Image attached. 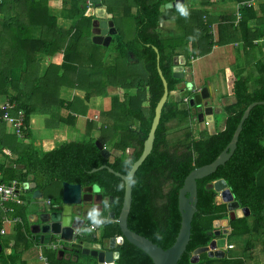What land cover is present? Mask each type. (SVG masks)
Masks as SVG:
<instances>
[{
	"label": "trees",
	"instance_id": "trees-1",
	"mask_svg": "<svg viewBox=\"0 0 264 264\" xmlns=\"http://www.w3.org/2000/svg\"><path fill=\"white\" fill-rule=\"evenodd\" d=\"M27 1H29L31 7L37 8L39 6L37 3L30 2V0ZM114 1H111V4H114L109 6L111 8H108L109 13L112 14L111 21L115 29V34L111 37L109 46L115 54L116 60L125 63L123 60L126 54L130 53L141 64L145 73V78L141 80L142 84L140 86L142 93L136 94L133 98L125 95L121 103L118 102L117 96L110 97L113 117H109L107 114L99 115V117L102 116L105 120H108L109 124L104 123L101 125L96 137H89L91 128L86 122L83 138L74 140L72 135H67L66 142L46 152L39 153L32 148L30 145L31 140L26 135L27 130L23 131L20 136L15 135L11 130L13 136L21 138L22 144L19 147L20 150L15 152L17 157L12 162V172L10 171L11 176L8 177V181L16 180L22 184L34 183V189L39 192H42L54 182H66L81 186L94 184L99 187L102 197L106 199L108 211L113 213V218L104 223L100 236L94 239L97 242L119 236L116 217L122 202L123 182L105 169L95 172H90V170L106 166L115 173L126 175L131 164L140 155L142 143L146 138L153 116L154 106L162 94L161 81L156 71V54L153 48L157 50V67L166 83L168 94L181 82V80L172 78L171 63L174 55L178 54L175 51L176 47L182 49L184 55H186L184 44L186 39L193 42L191 56L194 57L208 53L212 45H224L236 39L242 42L244 49L247 47L250 49L255 38L246 24L247 20L253 17L250 8L245 10V14L242 15L236 28H232L231 24L219 27V34L214 43L208 32L211 20L208 17L203 20L205 13L203 11H185L180 16L184 37L170 42L161 40L158 30V23L161 18L159 10L163 7L164 1L135 0L134 15L129 16V10L123 8L119 18L114 13V7L120 5ZM199 1L205 7L212 3L211 0ZM231 1L239 3L244 0ZM74 3L75 0L73 4L70 3V7H75L76 4ZM261 9L264 10V8ZM75 15L80 16L73 32L70 34L59 32V37L54 35L53 38L49 37L43 40L33 39L32 44L35 49L32 51V55L36 52L52 55L61 49V67L66 71L74 64V62H71L72 57L69 53L75 48V40L78 42V40L84 38L87 40L89 50L98 48V46L89 42V27L92 16L83 15L80 11L75 12ZM50 19L51 27L54 29L55 18L51 16ZM127 19L133 25L131 38L130 36L125 38L126 31H120L117 28V22L123 23ZM91 56L89 51L86 57L88 63H90ZM74 69L77 70L76 67ZM109 70L113 75H116L118 73L117 64L113 63ZM109 70L107 66H104L102 70H99V73L103 76L107 72L110 73ZM258 71L260 72L255 76L250 74L245 77L236 75L229 79V92L234 103L222 108L225 115L223 129L213 135H208L203 130L192 139L188 135L189 133L186 132L180 139L177 138L170 144L167 137L169 131L167 124L172 121L180 123L186 120L188 112L181 109L177 102L165 101L154 131L151 151L136 169L131 179V201L126 219V226L130 231L146 238L163 250L172 244L179 227L177 192L183 179L194 168L212 162L225 148L243 110L249 104L264 102V62L260 61L258 64ZM58 80L63 81L62 78ZM71 85L77 90L82 88L83 100L88 101L92 97V91L95 88V81L90 79V68L82 76H75L71 81ZM10 86L11 81L3 76L0 79V93L6 95V89ZM99 95L106 96L105 94ZM144 101L147 103L146 113L141 106ZM8 102H15L19 108H22L16 96H8ZM69 105L67 107L71 113H73V108L76 106L86 109L83 101L79 99H75ZM22 110L24 111V123L27 127L29 112L25 108H22ZM75 112L77 114V111ZM78 113H82L80 115L84 116L85 110L82 109ZM1 114L0 111V117ZM120 119L130 120V122L122 126ZM58 120L61 122L67 120L71 123L70 118H59ZM131 123L135 124L132 125ZM95 141L98 142L100 148L97 147ZM51 143H56V141ZM51 143L45 145L44 142H39L38 146L40 149L45 146H47L45 148H48L50 146L48 144ZM126 149H130V151L126 153ZM101 150L119 154L112 155V161L109 163L108 159L101 155ZM0 179L3 182L2 178ZM219 179L225 182L233 200L238 203L239 207L247 208L249 212L247 217L228 222L230 236H251L259 233L264 237V104L256 105L250 109L247 118L241 125L235 149L229 159L223 165L218 166L212 174L195 182L196 211L190 222V235L185 251L176 264H191L189 258L192 251L206 246L211 240L212 237L207 236V232L212 230V222L225 217V205L222 203L214 204V192L204 189L205 184ZM25 193L28 197L31 194L29 190H26ZM109 198H111V202H109ZM21 210L23 211V209ZM15 215L20 217L21 212H16ZM16 232V237L21 235L19 231ZM246 245L248 246V244ZM113 251L118 254L114 264H152L143 252L125 240ZM261 251H264V242L261 243ZM16 258L13 249L6 257H3L0 253V264H13ZM74 258H76L74 262L78 264H96L94 258L80 253H76ZM64 261L67 260L58 259V261L50 262V264L69 263ZM193 264H242V261L238 259L208 258L205 253H202L198 255L197 262Z\"/></svg>",
	"mask_w": 264,
	"mask_h": 264
},
{
	"label": "crops",
	"instance_id": "crops-1",
	"mask_svg": "<svg viewBox=\"0 0 264 264\" xmlns=\"http://www.w3.org/2000/svg\"><path fill=\"white\" fill-rule=\"evenodd\" d=\"M111 1L99 0L100 5L105 8L106 14L111 13L108 11V8H111L109 6L114 4H111ZM162 1L165 2L164 5L173 2V0ZM184 1L182 0L181 7L164 8L163 5L160 8L161 18L158 23V30L161 40L172 42L184 37L180 16L185 11H203L205 13L203 20L206 17L211 20L208 32L213 43L217 40L219 27L229 24L232 26L234 20L233 14L237 3H233L231 0H211L212 3L205 7L201 5L199 0H187L186 7H184ZM28 2L27 0H0V79L5 76L11 81V86L6 89L7 94L2 95L0 93V108L8 102V96H16L20 107L22 106V108L27 109L29 112L26 135L30 138L32 127L39 133L47 132V135L42 137L41 140L33 141L32 139V142L36 144L44 142L46 145V143L56 141V143L48 144L50 146L48 148H45L47 147L45 146L42 150H38L32 146V148L41 153L66 142L67 135H72L74 140L83 138L86 122H88L91 128L89 137H96L99 127L104 123L109 124L108 120H105L102 116L99 117V115L107 114L109 117L112 116L110 97L117 96L118 102L121 103L125 95L133 98L136 94L142 93L140 86L142 84L141 80L145 78V73L141 64L130 53L126 54L123 60L125 63L116 60V56L109 46L112 36L104 46L92 43L91 38L98 33L100 21L94 19L92 15L93 5L89 3V0H75V7H70V3L73 4L74 0H30L33 4L37 3L39 5L37 8L31 7ZM114 2L120 5L113 6L116 17L119 18L121 16L123 8L129 10V16L134 15L135 0H115ZM249 8L252 11L253 17L248 19L246 24L250 28V33L255 37L250 49L248 47L244 49L242 42L236 39L224 45H212L208 53L192 57L193 42L186 39L184 41L186 55H184L182 49L176 47L175 50L178 54L174 55V57H183L186 62L185 65L190 66L194 90L206 88L210 98L213 100L211 101V106L216 111H219V113L215 112V115H219L218 128L214 124V115L212 117L215 133L223 129L225 115L222 108L234 103L233 98L230 96L227 78L230 79L236 75L245 77L247 74L255 76L260 72L258 71V64L260 61H264V10H260V8H264V0H251L250 6L241 10V17L245 14V10ZM77 11H80L83 15L92 16L89 27V42L98 46V48L89 50L87 40L84 38L78 40V42L75 40V48L69 54L72 57L71 62L81 64L78 66L76 73L72 71L74 67L67 68L66 71L61 67V49L52 55L38 52L32 55V51L35 49L32 44L33 39L39 38L43 40L49 37L53 38L54 35L59 37V32L68 34L73 32V28L80 16L75 15ZM51 16L55 18L54 29L51 27ZM123 23L117 22V28L120 31H123ZM129 23L132 24L127 19L128 29L126 30L127 35L124 36L125 38L129 36L131 38L133 25L129 26ZM232 28L236 27L232 26ZM89 51L92 55L89 60L90 63H88L86 58ZM113 63L117 64L118 73L116 75H113L109 70ZM104 66H107L112 75L107 72L106 75L102 76L99 73V70H102ZM89 68L90 79L95 81V88L92 91V97L88 101H84L82 88H80L81 90L75 89L71 85V81L75 76H82ZM248 69L252 73H247ZM49 74L50 76H47ZM99 77L103 78L101 81L102 85L99 83ZM59 78H62L63 81H59ZM184 91V82L181 81L175 86L174 90L168 93L166 100L179 103L180 97H183L182 95L185 94ZM99 94H105L106 96ZM215 94H219L218 100ZM75 99L82 100L86 109L76 106L73 108V113H71L67 105ZM141 106L146 113L147 103L144 101ZM180 108L188 112L190 120H195V124L191 127L192 133L195 134L203 131L201 124L196 121V110L189 108L185 104H182ZM82 109L85 110L84 116L80 115L82 113H78ZM75 111H77V114ZM59 118H70L71 123L67 122V120L66 122H61L58 120ZM122 121L124 122L123 119ZM174 122H169L167 127L169 128ZM126 124L127 121L125 120L122 126ZM131 124L134 125L135 123ZM21 141V138L13 136L10 127L0 119V178H2L3 183L9 182L8 177L11 176L12 162L17 157L15 152L20 150ZM32 142L30 141L31 144ZM95 143L97 147L100 146L97 141ZM128 151L130 149L125 150L126 153ZM118 154L117 152L106 150V159H112V155ZM26 184L28 183H21L23 187ZM59 187L55 193L54 200H50L49 198H45L43 202L41 200H33L31 199V194L28 197L26 192L23 194V203L19 207L6 205L8 210L5 213L0 207V253L3 257H6L13 249L14 254L17 256L13 264H41L38 260V254L46 258L47 264L58 261V259L73 261L76 259L74 258L76 254L68 250L66 243L57 237L51 238L45 245L34 244L28 229L31 221L38 214L40 207L48 208L58 200L61 192L60 183ZM25 189L28 190L27 188ZM40 193L42 195V192ZM100 194L102 195L101 190ZM46 200L49 201V205L45 204ZM16 212H21V218L15 215ZM90 212L89 219L85 221L82 227L89 225L92 220L97 218H106L107 221L112 220V218L108 217L110 212L108 211L106 199L101 203L92 202L90 204ZM15 217L20 218V221L11 223ZM228 228L229 234L222 236L224 238L222 258L230 260L238 259L242 261V264H264V251H261V243L264 242V237L259 233L252 234V239H250L253 242L249 240L251 242L248 246L246 245L245 248L243 246L244 251H239V249H236V245L229 240L234 238V236H230L229 225ZM101 229L95 232V238L100 236ZM16 231H19L21 235H17L16 237ZM89 239L84 240L91 241L92 243L96 242L94 239ZM55 241H59L65 248L62 250L61 256L57 254L58 250L49 248V245L55 243ZM101 241L107 246L108 239Z\"/></svg>",
	"mask_w": 264,
	"mask_h": 264
},
{
	"label": "water",
	"instance_id": "water-1",
	"mask_svg": "<svg viewBox=\"0 0 264 264\" xmlns=\"http://www.w3.org/2000/svg\"><path fill=\"white\" fill-rule=\"evenodd\" d=\"M89 3L93 5L92 15L94 19L100 21L98 33L91 38V41L94 44L104 46L108 43L110 37L115 34V29L113 28L111 21V15L105 13V8L100 5L99 0H89ZM181 4L182 0H173L172 3L165 4L164 8L180 6ZM153 51L156 54V71L161 81L162 94L154 106L153 116L146 138L142 143L140 155L131 164L126 175L115 173L106 166H100L97 169L93 168L90 170V172H95L97 170L105 169L108 173L119 178L123 182L122 202L116 217L119 236L108 239L107 246L103 241L92 243L87 240H78L77 243H69L67 245V249L75 254L80 253L81 255L94 258L96 264H114L118 254L113 251V249L118 247L123 240L143 252L151 260L152 264H176L185 251L190 235V222L196 211L195 182L212 174L218 166L223 165L229 159L235 149L241 125L247 118L250 109L256 105L264 104V102H253L249 104L243 110L225 148L212 162L198 168H194L185 176L182 185L177 192L179 227L172 244L163 250L146 238L130 231L126 226V219L131 201V179L136 169L151 151L154 131L159 121L161 108L168 95L166 83L157 67V50L153 48ZM185 63L186 62L183 57H173L171 63V76L174 79L183 81L184 90L192 93V96L188 99L187 105L189 108L196 110V121L198 123H201L202 121L206 123L207 134L213 135L215 132L212 117L216 113H219V111H216V109L211 106V101L213 100L210 98L206 88L194 90L190 74L191 69L190 66H186ZM101 155L106 158V154H103V152H101ZM111 161L112 159H108L109 163ZM19 168H21V166H19ZM60 186L61 192L58 200L51 204L48 208L40 207L38 214L35 216L33 221H31L28 229L34 244L45 245L51 238L55 237L65 243H68L70 241L72 231L82 227L85 224V221L89 219L91 214L90 204L92 202L101 203L105 200V198L100 194L99 187L94 184L81 186L79 184L61 182ZM24 187L31 192V199H41L42 195L38 190L34 189V183H28L24 185ZM204 189L212 190L215 196L218 194L221 195L223 191H227L228 199H221V203L225 205L226 216L223 219L212 222V230L207 232V236L212 238L206 246L192 251L189 258V263L191 264L196 263L198 255L202 253H205L208 258H222V249L224 247V238H222V236H227L229 234L228 222L234 219L247 217L249 215L247 208L239 207L238 203L233 200L225 182L222 179L205 184ZM109 202H111V198H109ZM108 217L113 218V213L110 212ZM57 254L61 256L62 251L60 250Z\"/></svg>",
	"mask_w": 264,
	"mask_h": 264
},
{
	"label": "built area",
	"instance_id": "built-area-1",
	"mask_svg": "<svg viewBox=\"0 0 264 264\" xmlns=\"http://www.w3.org/2000/svg\"><path fill=\"white\" fill-rule=\"evenodd\" d=\"M250 4L251 0L239 2L236 4L233 14V27H237V24L239 23V20L241 18V10L249 7ZM187 102L188 97H182L180 99V102L178 103V106L180 107L182 104L187 105ZM0 111L2 113L0 119L11 128L12 132L15 135L20 136L22 132L27 129L24 123V111L19 108L15 102H6L1 106ZM201 126L202 128H205L206 123L202 122ZM195 134L197 135V133ZM25 191L26 189L23 187V185H21V183L16 180H11L8 183H3L0 179V207L3 209V212L5 213L8 210L6 205H22V196ZM45 204L49 205V201L46 200ZM12 221L13 222L11 223L19 222L20 218L15 217L12 219ZM106 221V218H97L92 220L89 225L79 228L77 230H73L70 237V241L66 243V245H68L69 243H77L78 240H84L86 238L94 239L95 232L101 229ZM49 248L58 251H62L65 249L59 241H55V243L50 244ZM38 260L41 262V264H47L46 258L41 256L40 254H38Z\"/></svg>",
	"mask_w": 264,
	"mask_h": 264
},
{
	"label": "rangeland",
	"instance_id": "rangeland-1",
	"mask_svg": "<svg viewBox=\"0 0 264 264\" xmlns=\"http://www.w3.org/2000/svg\"><path fill=\"white\" fill-rule=\"evenodd\" d=\"M186 1L187 0H185L184 1V7H186ZM123 31L125 32L127 29H128V25H127V21H125L124 23H123ZM132 24H130L129 23V26H131ZM262 63L264 62V61H261ZM72 66L73 67H76V68H78V66H79V64L78 63H74V64H72ZM72 71H74L75 73L77 72V70H74V68H73V70ZM247 73H252V72H250V69H248V72ZM251 75V74H250ZM47 76H50V74L49 75H47ZM103 80V78L102 77H99V83H101V81ZM226 81H229V79L227 78V80ZM184 93L185 94H183L182 96L184 97L185 95L186 96H188L189 98L192 96V94L190 93V92H186V91H184ZM216 95V97H217V100H218V98L220 97L219 96V94H215ZM182 97H180V99H181ZM122 124H124V122H125V120H124V122L122 121V119H120L119 120ZM128 122H130V120H128L127 121V123ZM43 124V123H42ZM195 124V120L194 119H191L190 120V118H188L187 120H184V121H182V122H180V123H177V122H174V124H172L171 126H169V128H168V134H167V137H168V139H169V142H170V144L171 143H173L177 138L178 139H180L181 138V136H183L184 135V133H186V132H188L189 134V136H190V138H194L195 137V135L196 134H194V133H192V129H191V127H192V125H194ZM214 124H215V126H216V128H218V125H219V115H214ZM185 126V127H184ZM34 127H32L31 128V131H30V140H31V142H32V139H33V141H38V140H41V138L42 137H45V135H47L46 133L47 132H41V133H39V132H37V131H35V129H33ZM41 131H43V129H41ZM183 131V132H182ZM176 137V138H175ZM16 138H18V137H16ZM28 143V142H27ZM36 143H34V142H32V144L30 143V145L31 146H33L34 148H36V149H38V150H42V149H40L39 148V146H38V143L35 145ZM101 152H103V154H106V150L105 151H102L101 150ZM129 152V151H128ZM60 187H59V183H57V182H54V183H52V184H50L49 186H47L43 191H42V196H41V201L43 202V200L45 199V198H49L50 200H54V198H55V193H56V191H58V189H59ZM216 204V203H215ZM217 205V204H216ZM252 239V237L251 236H249V235H241V236H239V237H234V238H232V239H229L232 243H234L236 246V249L238 250L239 249V251H242L243 250V246H244V248H245V245L246 244H249L251 241L253 242V240H251ZM86 239H88V238H86ZM89 240H92V239H89ZM249 240H251V241H249ZM97 242V241H96ZM245 244V245H244ZM54 253V252H53ZM52 253V254H53ZM80 261V260H79ZM64 262H69V263H67V264H78V263H76V262H74L73 260H67V261H64Z\"/></svg>",
	"mask_w": 264,
	"mask_h": 264
},
{
	"label": "bare ground",
	"instance_id": "bare-ground-1",
	"mask_svg": "<svg viewBox=\"0 0 264 264\" xmlns=\"http://www.w3.org/2000/svg\"><path fill=\"white\" fill-rule=\"evenodd\" d=\"M221 196V197H220ZM221 199H223V200H227L228 199V194H227V191H223L222 193H221V195H216L215 196V198H214V202L216 203V204H220L221 203Z\"/></svg>",
	"mask_w": 264,
	"mask_h": 264
},
{
	"label": "clouds",
	"instance_id": "clouds-1",
	"mask_svg": "<svg viewBox=\"0 0 264 264\" xmlns=\"http://www.w3.org/2000/svg\"><path fill=\"white\" fill-rule=\"evenodd\" d=\"M192 94V93H191ZM185 97H188V96H185ZM188 99H189V97H188ZM180 102V101H179ZM188 103V102H187ZM187 109V108H186ZM188 110V109H187ZM202 122H204V121H202ZM202 122L201 123H199V124H202ZM203 130H205L206 131V127L205 128H203Z\"/></svg>",
	"mask_w": 264,
	"mask_h": 264
}]
</instances>
